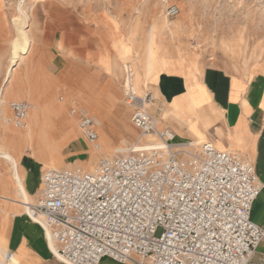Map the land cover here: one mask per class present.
Listing matches in <instances>:
<instances>
[{"label": "rangeland", "instance_id": "rangeland-1", "mask_svg": "<svg viewBox=\"0 0 264 264\" xmlns=\"http://www.w3.org/2000/svg\"><path fill=\"white\" fill-rule=\"evenodd\" d=\"M171 7L178 9L175 16L168 15ZM153 42L167 57L201 65L215 62L236 72L256 67L264 71V0H0V82L9 78L0 99V248L15 202L22 203L24 213L26 207L12 163L2 153L16 162L23 187L24 173L17 163L20 157L25 166L34 163L41 171L89 170L100 158L124 155L149 141L156 143L151 137H141L130 125L122 92H96L91 71L87 72L90 86L86 95H80L77 83L84 50L97 49L101 56L109 57L114 70L107 74L113 78L121 75L123 61L117 59V53L125 61L131 59L144 75L143 55L146 44ZM13 52L18 54L16 66L11 64ZM31 56L37 64L27 70L26 60ZM52 63L56 64L55 89L48 103L42 108L35 99L30 100L31 110L37 106L39 113L34 118L28 114L25 127L19 129L22 134L9 131L13 128L6 124L10 102L27 100L14 94L28 92L22 80L27 73L43 72ZM68 69L72 84L65 87ZM72 108L85 111L94 120L101 134L99 151L87 144L86 152H74L69 145L80 137L77 119L69 114ZM36 197H28L30 205H35ZM160 233L158 230L156 235ZM7 261L1 264H12Z\"/></svg>", "mask_w": 264, "mask_h": 264}, {"label": "built area", "instance_id": "built-area-1", "mask_svg": "<svg viewBox=\"0 0 264 264\" xmlns=\"http://www.w3.org/2000/svg\"><path fill=\"white\" fill-rule=\"evenodd\" d=\"M177 13L176 7L168 11ZM122 85L131 125L156 143L100 158L89 170L41 173L40 194L30 207L49 232L54 256L63 264L104 258L118 264H263L252 262L264 239V229L251 219L262 188L253 163L210 142L175 143L150 113L153 94L136 93L127 67ZM9 108L6 124L22 128L29 104L15 101ZM69 114L99 151L93 120L77 108Z\"/></svg>", "mask_w": 264, "mask_h": 264}, {"label": "crops", "instance_id": "crops-1", "mask_svg": "<svg viewBox=\"0 0 264 264\" xmlns=\"http://www.w3.org/2000/svg\"><path fill=\"white\" fill-rule=\"evenodd\" d=\"M143 58L144 75L139 74V67L137 64L133 65L131 59L125 61L117 53V59L123 61L121 75L118 74L113 78L112 75L107 74L114 70V64L109 57L101 56L97 49L89 53L84 50V57L79 58L78 62L80 74L77 83L80 95H86L88 91L90 82L87 72L91 71V78L95 79L96 92H122L125 112L129 116L130 123L132 111L125 105L122 85L124 69L129 68L134 90L139 95L146 91L153 94L155 100L149 109L150 113L157 118L159 128L171 130L175 143L210 142L220 151L253 163L262 188L253 204L251 219L264 229V71L262 68L236 72L215 62L201 65L195 60L167 57L155 42L146 44ZM27 59L25 66L29 70L37 64V61L35 56ZM55 66L56 64L52 63L46 66L43 72L27 73L26 78L22 80V87L28 92L14 93L15 96H22L27 100L15 101L32 104L30 100L35 99L43 108V104L48 103L47 99L52 96L55 89L53 70ZM5 79L6 76L3 82H0L2 97L5 87L3 84L9 78L7 81ZM63 82L65 87L71 86L70 69L64 73ZM39 111L36 106L33 111L30 109L28 114H32L34 118V113ZM94 127L100 142L101 134L99 136L95 122ZM19 129L11 128L14 132ZM87 144L81 134L78 140L69 141L74 152H86ZM24 161L23 157L17 160L19 170L21 168L24 173L22 184L28 197L37 194V202L41 188L40 175L44 170L41 171V168L34 163L25 166ZM32 173H35V178L32 177ZM21 207L18 201L15 202V212L6 225L4 245L0 248L2 257L0 264L9 263L6 259L8 253L12 255L10 261L12 264H63L49 249L41 227L32 222ZM263 258L264 239L252 257V262L264 264ZM100 264L118 263L104 258Z\"/></svg>", "mask_w": 264, "mask_h": 264}, {"label": "bare ground", "instance_id": "bare-ground-1", "mask_svg": "<svg viewBox=\"0 0 264 264\" xmlns=\"http://www.w3.org/2000/svg\"><path fill=\"white\" fill-rule=\"evenodd\" d=\"M19 47V46H18ZM17 47V49H18ZM16 48V47H14ZM16 51V50H14ZM20 51V50H19ZM23 52V51H22ZM13 56H11V64L12 66L15 64L16 62V59L18 58V54L16 52H13ZM11 66V65H10ZM9 72V71H8ZM10 73V72H9ZM10 75V74H9ZM2 97V92L0 93V99ZM31 109V106L29 105V110ZM28 115V114H27ZM37 117V116H36ZM69 125V124H68ZM25 127V126H23ZM28 127V126H26ZM9 131L11 132H14L11 130V128H8ZM79 130V129H78ZM80 132V131H79ZM18 134H22V130H18ZM81 134V133H80ZM150 144H143L142 146L143 147H147L149 146ZM8 151V150H7ZM2 157L4 159H7L8 161H10V164L12 163V166H13V176H14V179L16 180L17 182V185H18V192H19V195L22 199V201L24 202V204L26 205L25 207V214L26 216L32 221L34 222L35 224H38L42 231L44 232V235H45V238H46V242H47V245L49 247V249L51 250V252L55 255H57V252H56V248H55V245L53 243V241L51 240L50 238V235H49V232L48 230L45 228L43 222H42V219L40 217H35L33 214H32V211L30 209V203H29V200H28V197H27V193L25 191V189L22 187L21 183H20V180H19V175L17 173V165H16V162L14 161V159L7 153H2ZM51 169V168H50ZM22 204V203H21ZM6 259H7V254H6ZM12 259V258H11ZM8 260V259H7Z\"/></svg>", "mask_w": 264, "mask_h": 264}]
</instances>
